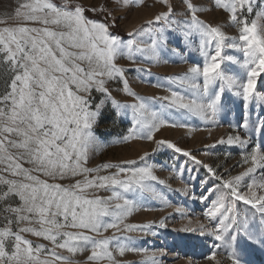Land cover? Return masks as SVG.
I'll list each match as a JSON object with an SVG mask.
<instances>
[{
  "label": "snow or ice",
  "instance_id": "1",
  "mask_svg": "<svg viewBox=\"0 0 264 264\" xmlns=\"http://www.w3.org/2000/svg\"><path fill=\"white\" fill-rule=\"evenodd\" d=\"M161 2L167 10L147 21L148 27L133 29L127 34L128 39L110 31L115 27L114 19L109 23L107 19L93 20L85 15L86 11H101L111 16L103 6L86 9L73 0L59 4L55 0H24L15 14L7 17L17 23L0 27V71L6 75L4 91L0 92V264H75L73 257L86 250L88 262L107 260L109 264H121L113 255V246L120 256L125 251H142L129 248L115 232H121V226L127 232L149 227L124 221L137 207L136 201L126 194L159 196L151 183L157 180L152 166H137L135 160L96 168L85 166L89 149L98 143L93 128L105 103L111 100L118 114L128 107L112 97L107 81L119 78L123 91L136 95L124 77L127 69L116 63L118 57L157 60L159 51L167 44L166 33H175L185 45L198 37L203 63L190 66L179 78L181 83L191 82L194 98L186 100L174 91L170 97H164L171 101L169 107L215 115L225 87L236 89V95H242L245 101L253 97L257 77L264 73V7L249 21L256 0H214V5L228 13L229 22L238 30V35L228 36L220 25L201 20L197 12L202 9L192 0H184L190 15L182 19L175 18L171 0ZM0 23L7 24V20ZM145 37L150 42H145ZM225 49L242 53V77L225 75L222 63L234 60L223 54ZM201 77L202 84L196 83ZM93 92L102 95L99 103L93 104ZM131 107L139 126L138 138L153 140L154 133L166 121L149 112L143 102ZM155 143L201 163L169 141ZM219 143L225 141L221 139ZM227 143L245 145L247 141L229 136ZM243 163L249 167L239 175L228 180L216 177L229 192L213 200L205 212L211 221H217L207 234L231 249L227 255L231 264H242L236 250L238 237L264 242V220L254 230L247 219L238 220L235 213V202L243 201L264 217V173L259 181L253 179L247 185V193H241L238 187L244 177L264 169V150L259 144L243 156ZM203 167L216 176L209 165ZM101 168L118 171L100 175ZM64 179H74V183L56 182ZM99 189L109 190L112 195L96 196ZM108 229L115 230L112 236L103 235ZM25 233L49 241L52 247L34 244ZM63 251L69 255H63ZM147 259L154 264V257ZM208 259L221 264L215 252Z\"/></svg>",
  "mask_w": 264,
  "mask_h": 264
},
{
  "label": "rangeland",
  "instance_id": "2",
  "mask_svg": "<svg viewBox=\"0 0 264 264\" xmlns=\"http://www.w3.org/2000/svg\"><path fill=\"white\" fill-rule=\"evenodd\" d=\"M24 0H0V20H7V24L0 23V27L13 25L17 21L7 19L15 14L16 8ZM57 4L62 0H55ZM74 3L83 4L86 9L103 6L109 12L86 11L89 19L109 23L115 20V27L110 31L124 39L128 33L141 25L148 27L147 21L162 11L166 5L161 0H73ZM192 3L202 11L197 16L212 25H220L228 36L238 35L236 27L228 20V13L214 5V0H192ZM175 18L182 19L190 15L186 12L184 0H171ZM264 7V0H256V8L248 15L249 21L255 18V12ZM159 25H154L158 27ZM116 30H122L120 35ZM168 35L167 44L159 51L157 60H145L137 57L135 60L126 56L118 57L116 63L127 69L124 77L128 87L136 95H129L123 91L124 84L121 79L109 80L106 86L112 97L122 105L128 107L121 109L119 114L112 101L105 103L101 115L93 128L97 145L89 149L86 167L96 168L103 164H122L124 161L135 160L137 166H152L153 174L157 177L152 185L159 196L152 193L126 194L128 199L135 200L136 210L126 217L125 223L136 225H149L142 231L127 232L121 226V232L108 229L104 236L115 235L121 237L123 243L129 248L142 251H125L120 256L113 246V255L121 264H153L147 257H154V264H215L208 259L213 252L221 264H231L227 259L228 252L221 241L207 234L208 229L216 227L217 221H211L205 216L207 208L213 200L229 192L222 185V180H228L245 171L249 165L243 163V156L250 153L256 145L264 150V73L257 77L253 97L247 101L242 95H236V89L225 87L221 94L219 110L213 115L211 112L196 114L186 109L169 107L172 92L192 99L191 82L181 83L179 78L194 64L203 63L199 51V38L185 45L175 33ZM145 42H150L145 37ZM225 56L234 57V60H225L222 70L226 76L242 77L244 69L241 67L244 57L237 49H225ZM235 61H239L237 63ZM136 69L146 71L138 72ZM6 75L0 71V92L4 91ZM202 84V77L196 81ZM219 84H217V88ZM93 104L99 103L103 98L100 93L93 92ZM139 98H143L141 101ZM143 102L149 112H155L160 119L166 121L154 133V139L138 138L135 124L133 104ZM245 123L247 126H245ZM175 125V126H173ZM131 130V136L130 134ZM239 136L247 144H228L227 139ZM124 137H129L124 139ZM223 139L225 143H219ZM164 140L175 144L183 151L191 153L200 164L195 163L183 152L177 153L166 145L158 147L155 141ZM149 155L145 156L144 154ZM140 157H144L141 161ZM209 165L216 173L213 176L203 165ZM26 167L28 165H25ZM117 168L103 169L100 175L117 172ZM264 169H258L254 174L244 177L238 185L241 193H247V185L253 179L259 181ZM91 175H96L92 173ZM77 177L76 179H79ZM163 181V183H160ZM51 182V181H50ZM57 183L70 184L74 179L57 180ZM209 189H213L209 192ZM96 196L107 198L112 195L109 190L99 189ZM207 197L206 200L201 199ZM229 199H231L229 197ZM235 213L238 220L247 219L250 227L259 229L264 220L262 214L252 205L243 201L235 202ZM23 226V225H21ZM203 226V227H201ZM3 227V223H0ZM15 230V225L13 226ZM195 230V231H193ZM204 233L203 235L201 233ZM34 244H43L48 248L52 245L43 238L30 233L24 234ZM127 237H132L128 240ZM220 245L219 248L214 247ZM236 250L240 255L242 264H264V242L256 243L247 238L238 237ZM63 255H69L67 251ZM89 251L77 253L73 260L75 264H109L107 260L88 262Z\"/></svg>",
  "mask_w": 264,
  "mask_h": 264
},
{
  "label": "trees",
  "instance_id": "3",
  "mask_svg": "<svg viewBox=\"0 0 264 264\" xmlns=\"http://www.w3.org/2000/svg\"><path fill=\"white\" fill-rule=\"evenodd\" d=\"M117 33H119L120 35H124V32L122 30H116Z\"/></svg>",
  "mask_w": 264,
  "mask_h": 264
}]
</instances>
